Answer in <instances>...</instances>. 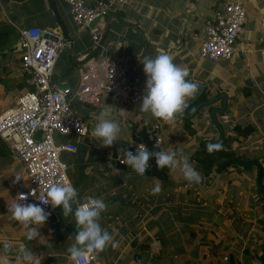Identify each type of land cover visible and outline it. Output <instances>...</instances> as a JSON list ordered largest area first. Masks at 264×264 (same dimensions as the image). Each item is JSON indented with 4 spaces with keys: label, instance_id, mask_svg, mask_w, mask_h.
Instances as JSON below:
<instances>
[{
    "label": "crops",
    "instance_id": "0c3cea01",
    "mask_svg": "<svg viewBox=\"0 0 264 264\" xmlns=\"http://www.w3.org/2000/svg\"><path fill=\"white\" fill-rule=\"evenodd\" d=\"M227 2L239 3L246 11L235 51L229 60L203 59L199 50L205 24L216 8ZM54 4L71 37L70 59L64 47L56 59L54 73L73 92L81 69L90 59L85 58L98 43L95 45L87 29L78 30L64 0H54ZM99 22L103 30L108 22V29L92 60L102 64L121 59L128 76L137 77L139 87L145 90L146 76L139 59L166 53L188 71L187 80L204 85L203 93L197 95L198 87L196 101L188 105L183 116L170 122L140 111L142 101L119 105L103 97L97 103H83L73 97V109L94 127L102 111L110 112L123 129L116 141L119 157H124L125 149L133 145L124 140L130 134L128 122L150 121L157 129L161 151L177 153L178 163L181 156H187L202 182L190 184L179 167L161 169L166 174L161 178L126 173L115 168L110 148L100 147L91 132L81 137L57 134L56 142L76 145L75 151H63L60 156L68 164L67 173L78 191V203L72 204L73 213L67 217L62 207L49 211L52 217L39 229L40 236L29 241L8 212L15 203V184L23 175V167L0 137V264H23L18 255L22 245L34 253V264H73L67 249L75 242L78 231L74 212L78 204L87 202V197L102 199L107 205L99 223L117 244L94 253L96 260L89 264H139L142 252L149 253L147 264H260L264 251V198L257 193V165H231L220 172L213 166L206 174L207 169L196 165L192 156L203 149L201 141L218 142L220 132L209 115L212 108H221L222 99L192 111L196 104L225 93V113L216 114L224 137L235 136L232 127L237 123L255 125L256 131L246 139L240 137L228 144L231 150L235 147L236 157L257 159L264 169V0H131ZM0 23L9 25L17 36L0 55V95L13 94L4 111L32 89L16 49L19 30L56 27V18L48 0H0ZM229 146L223 149L229 150ZM262 183L264 186V179ZM157 184L161 191L152 195ZM5 243L12 248L5 249Z\"/></svg>",
    "mask_w": 264,
    "mask_h": 264
},
{
    "label": "built area",
    "instance_id": "2783aa9c",
    "mask_svg": "<svg viewBox=\"0 0 264 264\" xmlns=\"http://www.w3.org/2000/svg\"><path fill=\"white\" fill-rule=\"evenodd\" d=\"M64 1L78 30L87 28L96 45L103 29L100 22L89 27L90 22L95 18L101 21L115 8L129 5L131 0H94L91 4L86 0ZM245 20L246 11L241 4L227 2L218 6L205 24L200 56L215 62L229 60ZM64 47L62 33L55 27L32 26L19 30L16 49L21 54V65L32 89L22 93L14 106L0 113V137L23 167V175L15 184V203L41 204L40 197L46 195L50 186L71 184L68 164L60 155L63 151H75L76 145L58 143L55 135L81 137L91 132L86 121L73 109V97L83 103H97L108 97L116 104L128 105L142 101L144 95L139 79L129 77L123 61L117 58L102 64L90 58L80 71L77 88L73 92L68 88L59 89L51 76ZM37 131H41L39 138L35 137ZM154 147L160 149V143L156 142ZM126 151L134 152V149ZM119 162L124 164L125 158L120 157ZM21 195L26 199H21ZM41 206L46 212L53 210L51 205ZM95 260L94 253H86L81 264Z\"/></svg>",
    "mask_w": 264,
    "mask_h": 264
},
{
    "label": "clouds",
    "instance_id": "9594fccd",
    "mask_svg": "<svg viewBox=\"0 0 264 264\" xmlns=\"http://www.w3.org/2000/svg\"><path fill=\"white\" fill-rule=\"evenodd\" d=\"M146 76V87L140 105V111L150 114L164 122L173 121L188 108V102L194 98L198 85L187 80L189 73L173 62V57L166 53H159L154 58L145 56L139 59ZM99 123L93 129V135L100 142V147H112L121 138L123 129L118 121L111 118L110 112L100 113ZM217 148L222 145H216ZM126 164L138 175H145L150 167L149 161L154 158L160 169L175 170L177 167L183 178L190 184L202 182L201 174L190 163L187 156H181L179 163L177 153L168 151L151 152L141 144L136 151L125 152ZM161 191L157 184L152 189V195ZM78 191L69 184L52 185L46 195L40 197L41 204L12 203L8 208L11 218L18 222L25 231L26 239L32 241L40 236L39 229L48 220L50 213L41 205H51L53 209L62 207L63 216L73 213V203H78ZM21 199H26L21 195ZM87 202L78 204L74 217L78 229L74 243L67 249L69 259L73 264H81L86 253H99L111 244L116 247L113 235L103 229L99 223L101 214L107 210L102 199L87 197ZM11 249L10 243L3 245ZM18 255L23 264H34V253L25 246L18 248Z\"/></svg>",
    "mask_w": 264,
    "mask_h": 264
},
{
    "label": "water",
    "instance_id": "95a60500",
    "mask_svg": "<svg viewBox=\"0 0 264 264\" xmlns=\"http://www.w3.org/2000/svg\"><path fill=\"white\" fill-rule=\"evenodd\" d=\"M12 1H23V0H12ZM49 2V6L51 8V10L53 11V14L56 18V27L55 30L57 32H61L64 42H65V50L68 53V58L70 59V44H71V37H70V33H69V29H68V25L67 23L60 17L57 8L55 7L54 4V0H48ZM100 21L99 18H95L93 19L90 24L89 27H93L95 26L98 22ZM87 29V28H86ZM108 29V22L106 23L103 33L101 35V38L98 42V45L96 47V49L90 54L88 55L85 60L91 58L96 51L99 49V45L102 43V40L104 39L106 32ZM51 81L59 88V89H67L68 88V84L67 83H62L59 80V74L57 73H53L51 76ZM193 83V82H192ZM195 84L198 85L199 87V91H198V96H201V94L203 93V89H204V85L198 82H194ZM218 99H222V106L221 108H212L210 110V117L213 120V122L215 123V125L218 127L219 132H220V138L218 140L217 143H214L212 141L209 140H203L201 141L200 145L209 150L212 151L213 153L219 154V155H225L228 154L230 155V157L232 158V160L238 162L241 165L244 164H251V163H243L241 161H238L235 158V153L232 150H218L219 148L216 147V145H222L223 139H224V133H223V129L220 126V124L218 123V120L216 118V114L219 115H223L225 113L226 110V102H227V95L225 93H221L216 97H212L210 99H206L198 104L195 105L194 110L192 111V113L196 112V110L200 109L203 106H206ZM194 101H196V97L192 98L189 102L188 105L191 103H194ZM182 116L184 115V112L181 114ZM89 130L91 131V133L93 134V129L94 126L93 125H89L88 126ZM127 128L130 131L129 137L128 139L125 138V143L127 144L128 141L131 142L133 145L129 148L134 149V152L136 151V145L137 144H143L146 146V148L151 151V152H158L161 151V148H155L154 144L157 142V129L156 127L153 126V124L150 121L144 122V123H139V122H134V121H129L127 124ZM41 135V131H37L35 133V137L39 138ZM94 137V135H93ZM95 138V137H94ZM96 140V138H95ZM97 142H99L98 140H96ZM100 143V142H99ZM110 151H111V162L112 164L115 166V168H117L120 171H124L126 173H131V174H136L134 171H129L128 167L126 164H121L119 162L120 157L118 156L117 153V148L118 145L117 143H115L112 147H109ZM152 165H150V167L146 170L145 175H152V176H156L158 178L161 177H165L166 174L157 167L155 159L152 158ZM257 190L259 195L264 198V186L262 183V178H261V168L259 166V164L257 163ZM137 175V174H136ZM49 213V212H48ZM52 213H50L49 217H52L51 215ZM260 264H264V251L262 252V254L260 255Z\"/></svg>",
    "mask_w": 264,
    "mask_h": 264
},
{
    "label": "trees",
    "instance_id": "16d2710c",
    "mask_svg": "<svg viewBox=\"0 0 264 264\" xmlns=\"http://www.w3.org/2000/svg\"><path fill=\"white\" fill-rule=\"evenodd\" d=\"M12 32V29L10 26H8L7 24L4 23H0V55H3V50L7 47L6 46V42H7V37L8 34ZM1 81V80H0ZM187 121V119H186ZM189 121V120H188ZM187 121V122H188ZM188 129L189 132L192 133L193 129L190 127V124L188 125ZM232 130L234 131V135L235 136H226L223 139V145H227L228 143L234 141V140H238L240 137H242L243 139H246L250 134L254 133L256 131V127L255 125L248 123L246 125H243L241 123H237L232 127ZM219 150V149H218ZM193 160L196 162V165L202 166L203 169L206 171V174H208L213 166L216 167V171L220 172L223 170H226V168L228 166H237L239 165L238 162L232 160V158L230 157V155L225 154V155H219L216 153H213L212 151H209L205 148L201 149V152H197L194 153L192 156ZM235 158L238 161H243L245 163H248L250 161H258L257 159H243L242 157L239 156H235ZM252 165V164H251ZM247 166V165H246ZM263 176V168H261V178ZM258 193V191H257ZM264 222V220H263ZM264 228V226H263Z\"/></svg>",
    "mask_w": 264,
    "mask_h": 264
},
{
    "label": "rangeland",
    "instance_id": "374dc122",
    "mask_svg": "<svg viewBox=\"0 0 264 264\" xmlns=\"http://www.w3.org/2000/svg\"><path fill=\"white\" fill-rule=\"evenodd\" d=\"M9 26V25H8ZM14 31H12L11 33H9L8 34V37H7V42H6V46H7V48L9 47H11L12 46V44L16 41V39H17V36H16V34L15 33H13ZM15 61V60H14ZM0 73H1V70H0ZM13 97V94H9V95H7V96H5V97H3V95H0V112L2 111V109L5 107V106H7L8 105V100L10 99V98H12ZM128 146V145H127ZM226 146H229V144H227V145H225V147ZM241 145H239V147H240ZM227 148V147H226ZM125 149V148H124ZM128 149V148H127ZM127 149H125V150H127ZM228 149L229 150H231V147L229 146L228 147ZM234 151H235V147L233 146V148H232ZM237 149V148H236ZM232 150V151H233ZM123 151V150H122ZM126 152V151H125ZM238 154V153H237ZM124 157H125V153H124ZM243 162V161H242ZM243 163H245V162H243ZM248 163H251L252 165L254 164V165H256L258 162H256V161H250V162H248ZM251 164H244V165H247V166H251ZM259 164V163H258ZM263 171H264V169H263ZM257 178V177H256ZM262 179H264V175L262 176ZM256 186V185H255ZM257 187V186H256ZM141 259H142V261H141V263H139V264H147V262H148V259H149V253L148 252H142L141 253ZM135 261V260H134ZM135 263H137V262H135ZM159 264H165V263H159ZM167 264H170V263H167Z\"/></svg>",
    "mask_w": 264,
    "mask_h": 264
},
{
    "label": "flooded vegetation",
    "instance_id": "af4514ba",
    "mask_svg": "<svg viewBox=\"0 0 264 264\" xmlns=\"http://www.w3.org/2000/svg\"><path fill=\"white\" fill-rule=\"evenodd\" d=\"M222 145H223V143H222ZM225 147V145L221 148V150H225V149H223ZM226 148V147H225ZM239 165H241V164H239Z\"/></svg>",
    "mask_w": 264,
    "mask_h": 264
}]
</instances>
